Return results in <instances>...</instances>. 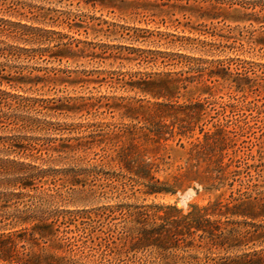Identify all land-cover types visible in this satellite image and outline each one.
Wrapping results in <instances>:
<instances>
[{
    "label": "rangeland",
    "instance_id": "374dc122",
    "mask_svg": "<svg viewBox=\"0 0 264 264\" xmlns=\"http://www.w3.org/2000/svg\"><path fill=\"white\" fill-rule=\"evenodd\" d=\"M237 1L243 0H0V137L36 145L43 159H58L54 149L64 143L79 146L78 153L70 157L86 158L83 164L66 159L45 163L21 153L0 154V159L49 171L45 179L36 181L38 187L31 194L56 197L48 212L62 213L57 217L60 236L71 238L76 245L74 253L60 250L59 255L79 264H130L125 254L116 260L110 251L106 252L110 256H103L104 248L99 246L103 231L112 227L117 229L116 236L121 233L124 219L120 211L113 219L103 218L97 223L88 217L96 218L98 211L116 209L118 205H124V211L151 205L173 206L186 215L193 206L204 207L219 198L227 201L232 190L236 192L241 184L244 190L250 180L264 185L263 96L210 82L212 95L191 98L182 89L173 103H206L204 120L192 127L194 121L188 118L186 108L178 118L162 110L173 116L162 122L156 115H146L142 106L168 101L131 87L148 77L182 73L198 76L216 65L232 73L264 78V46L256 43L264 38L262 26L201 17L213 5L239 8L238 4H230ZM247 11L264 16V4ZM181 55L196 60L190 63ZM63 103L79 107L88 103L93 107L77 113L56 111ZM124 112L136 118H123ZM214 124L233 132L226 162L232 158L230 170L241 172L234 177L233 189L227 186L220 191L208 190L207 185L196 181L180 185L175 176L186 170L192 142L197 137L203 139L202 129L214 130ZM182 126L187 137L180 142L177 132ZM131 131L140 134L150 152L148 156L159 163L157 177L177 186L176 194L146 195L142 185L128 182L124 187L121 182L99 179L91 173L104 155L99 140L121 134L127 142ZM237 161L241 167H236ZM203 234L184 236L183 248L172 252L174 261L206 264L207 259L234 258L244 253L184 247L207 242L208 238H201ZM250 248L247 251H261L264 245ZM150 254L141 252L138 257L153 260ZM189 254L195 258H183Z\"/></svg>",
    "mask_w": 264,
    "mask_h": 264
},
{
    "label": "trees",
    "instance_id": "16d2710c",
    "mask_svg": "<svg viewBox=\"0 0 264 264\" xmlns=\"http://www.w3.org/2000/svg\"><path fill=\"white\" fill-rule=\"evenodd\" d=\"M230 4H238L240 7L229 6L228 9L213 5L206 10L207 14L201 17L238 23H257L264 28V16L247 11L258 4H264V0H243ZM262 40L256 43L264 46ZM181 58L190 63L196 60L182 55ZM207 69L206 72L202 70L198 76L191 77L184 76L183 73L176 76L168 74L164 77H148L136 82L137 84H132L131 87L146 96L168 101L157 102L148 107L142 106L141 109L146 115H156L162 122L173 117L164 114L162 110L173 112L178 118V113L186 108L185 110H189L188 118L194 121V125L192 126L191 122L190 127L204 120L206 103L198 101L186 106L178 104V101L173 103V99L180 98L182 89L186 90L191 98H195L207 93L212 95L213 87L208 82L229 84L236 91H255L254 93L264 98V78H251L241 73H232L229 69L218 65ZM10 81L12 80L9 79V83H12ZM90 107L93 105L88 103L80 107L63 103L60 108L55 109L61 113H77ZM109 108L111 109V106ZM122 117L136 118L129 116V112H124ZM1 120L2 117H0L2 126ZM213 128L214 130L207 132L202 129L203 139L197 137L192 142L186 170L180 167L183 172L175 176L180 185L196 181L207 185L208 190L220 191L227 186L233 189L234 177L241 174L240 171L230 170L233 164L232 158L229 159L230 162H226L229 157L226 152L233 141L231 136L233 132L221 124H214ZM183 129L184 126L177 132L180 135V142L183 137H187V132ZM124 137L115 134L104 136L99 140L100 145L104 147V155L100 157V163L90 169L91 173L99 179L121 182L124 187L128 182L142 185L145 187L146 195L176 194L177 186L157 177V173L161 171L159 163L148 156L150 152L144 142H141L140 134L131 131L127 142L123 141ZM188 138L194 139V136ZM93 144L90 142V145ZM182 146L185 148L184 144ZM78 149L77 145L64 143L60 149H54L59 153L58 159L52 157L43 159L38 156L42 150L36 145L25 144L12 137H0V154L21 153L35 161L42 159L45 163H59L66 159L83 164L86 160L84 156L70 157L72 153L77 154ZM236 164L237 168L241 167L239 161ZM105 167L110 168V171H106ZM48 175V170L39 169L36 165L0 159V264H79L74 259L59 255L60 250L69 254L74 253L76 245L71 238L60 236L62 232L57 217L62 213L48 212L56 197L46 193L31 194L38 187L36 181L45 179ZM242 186L244 185L241 184L236 192L232 190L227 201L219 198L204 207L193 206L192 211L186 215L173 206L151 205L136 208L135 211L128 209L129 211L125 210V212L124 205H118L116 209L105 208L103 211H98L95 213L96 218L92 216L88 218L92 220L91 222L97 223L103 218H112L120 211L124 219L121 233L116 236L117 229L112 227L108 231H103L105 236L102 237L99 246L104 248L103 256L111 255L116 260L125 254L129 256L130 264H178V261H174L176 256L172 252L183 248L181 241L186 242L184 236H193L198 232L204 233V237L201 238H208L207 242L191 243L192 245L184 247L197 250L207 248L210 252L213 249L226 253L231 250L244 251L234 258L207 259L206 264H264V249L247 251L251 249L250 245L255 247L258 244L264 245V185L250 180L244 190ZM91 191L92 194L96 193L93 189ZM107 251L111 252L110 255L106 253ZM147 251L151 253L153 260L144 256L138 257L139 253L145 254ZM183 251L187 252L185 249ZM183 258L195 257L189 254L188 257ZM111 260L109 259V263H112Z\"/></svg>",
    "mask_w": 264,
    "mask_h": 264
}]
</instances>
